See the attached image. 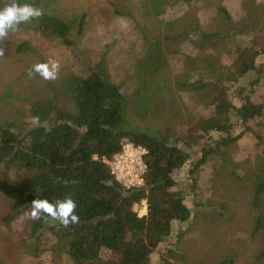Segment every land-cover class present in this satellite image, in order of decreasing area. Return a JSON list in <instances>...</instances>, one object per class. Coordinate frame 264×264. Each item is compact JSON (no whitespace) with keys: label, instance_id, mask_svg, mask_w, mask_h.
I'll use <instances>...</instances> for the list:
<instances>
[{"label":"trees","instance_id":"trees-1","mask_svg":"<svg viewBox=\"0 0 264 264\" xmlns=\"http://www.w3.org/2000/svg\"><path fill=\"white\" fill-rule=\"evenodd\" d=\"M150 7L161 12L159 5L184 4L191 7L204 0H152ZM248 2V0H243ZM8 0H0L3 7ZM38 8L41 0H18ZM250 18L244 16L233 19L224 8L228 32H205L196 23L181 27L173 36H165V41L182 40L198 47L200 52L215 50L230 36H247L252 28L259 25L254 18L257 9L249 8ZM38 19H33L19 27L35 29L44 37L62 41L66 46H76L84 34L83 14L76 22L75 38L72 24L49 11H42ZM264 33V23L260 25ZM198 30L196 37L192 30ZM257 31H251L254 36ZM249 34V35H250ZM29 48L28 43L17 47L21 52ZM162 44L150 41L144 62L139 63L148 73V78L156 77L165 67ZM262 51H254L258 56ZM264 54V53H263ZM193 64L192 71H200L193 56H188ZM200 64V63H199ZM212 63H207L212 81L202 80L191 83L177 82L180 91L189 93L209 109L208 114L195 118L189 130L175 136L169 129L157 132L141 131L131 125L126 113L133 100L114 83L103 64L87 76L67 73L54 83L46 81L49 96L31 104L29 117L39 116L40 125L33 124L22 133H16L13 123H0V174L5 200L10 211L4 223L10 225L22 211H30V203L35 198H46L54 202L71 195L77 203L79 222L63 227L51 218L30 219L23 252L32 259H39L44 253L50 255L51 264H149L153 251L172 233L175 224L190 218V209L181 191L176 190L175 176L190 159L189 150L199 141L211 139V133L224 134L215 141V146L203 148L200 158L189 170V189L194 191L197 184L196 173L211 155H222L228 146L238 141L242 133L233 136L231 117L242 125L264 114V103H254L255 93L264 65H255L254 60L242 61L239 77L255 72L248 87H236L240 103L234 104L228 97L229 87L224 85L223 74L211 71ZM215 72V73H214ZM209 76V75H207ZM210 77V76H209ZM238 77V78H239ZM234 80L233 84L237 82ZM134 96V94L132 95ZM249 130V128H246ZM262 139L260 136H256ZM143 146L147 150L145 162L147 171L144 184L140 188L124 189L109 173V168L101 161L119 152L124 142ZM253 185L252 206L256 211L255 231L264 224L261 202L264 196V172L256 176ZM145 201L146 214L139 216L137 207ZM182 233L177 235V241ZM108 251L109 258L101 253ZM172 251L164 254L158 264H175L171 261ZM264 259V251L255 256ZM228 260L218 264H227ZM2 264V263H0ZM31 264H44L40 260Z\"/></svg>","mask_w":264,"mask_h":264},{"label":"rangeland","instance_id":"rangeland-1","mask_svg":"<svg viewBox=\"0 0 264 264\" xmlns=\"http://www.w3.org/2000/svg\"><path fill=\"white\" fill-rule=\"evenodd\" d=\"M152 2L41 0L38 8L72 24L70 39L75 38L76 22L84 14V34L72 47L44 37L32 28L18 27L17 31L9 32L2 42L5 53L0 56V123L15 124L16 133H22L32 125L30 106L47 98L49 89L39 75L29 78L28 70L33 64L49 59L60 65L57 79L69 72L87 76L99 64L105 65L111 80L132 100L133 97L139 99L135 106L130 101L126 118L141 131L169 129L179 136L190 129L195 118L209 113L206 106L189 93L180 91L176 84L184 80L196 83L203 78L212 81L214 78L206 67L207 63H212L211 71L216 74L220 71L219 77L223 74L224 85L229 87L228 97L238 105L240 100L236 87L247 88L255 73L251 71L239 77L240 64L254 60L255 65H264V52L254 55V51L264 50V33L259 31L264 23V0H204L191 7L181 3H159L161 12L153 11L150 7ZM251 7L257 9L258 17L254 18L259 20L258 27L249 30L250 33L257 31L254 36L250 33L243 37L230 36L215 50L204 52L182 40H164L165 36L179 33L181 27L192 22L205 32H223L224 35L228 26L220 8L227 10L233 19H240L244 13L250 18L248 9ZM198 34V30L191 31L193 37ZM150 41L162 44V57L165 59L161 73L151 79L139 65L144 62ZM22 43H28L29 48L18 52L16 49ZM188 56H193L198 62L196 66L200 65L202 70L192 71L193 64ZM251 100L257 104L264 103V72ZM230 121L232 135L242 133V137L231 143L222 155H211L198 169L194 191L189 189V170L200 158L203 148L214 147L215 141L225 135L211 133V139L201 140L189 150V161L175 176V189L182 192L190 209V218L175 224L172 235L153 251L149 264H158L169 251L173 253L171 261L175 264H218L224 260L230 261L227 264H264V259L255 258L264 251V224L255 231L256 211L252 206L256 176L264 172V114L245 125L234 117ZM1 182L0 174V263L31 264L40 260L51 264L48 253L32 259L23 252L21 243L30 220L27 211H22L9 226L4 223L10 206L5 200ZM261 200L264 215V196ZM145 205L142 202L137 207L139 216L146 213ZM179 233L182 235L177 241ZM109 256L108 251L101 253L103 259ZM67 263V258L61 262Z\"/></svg>","mask_w":264,"mask_h":264},{"label":"clouds","instance_id":"clouds-1","mask_svg":"<svg viewBox=\"0 0 264 264\" xmlns=\"http://www.w3.org/2000/svg\"><path fill=\"white\" fill-rule=\"evenodd\" d=\"M43 14L42 9L28 3H19L18 0H8L0 7V56L5 53L2 42L9 32H15L21 24L38 19ZM60 65L56 60L49 59L46 62H37L28 70L29 78L39 75L45 81H54L58 78ZM33 126L40 125V117H31ZM77 203L72 196L66 195L54 202L46 198H35L30 203V211L26 213L29 219L38 220L42 217L58 221L61 226L68 227L79 222L76 213Z\"/></svg>","mask_w":264,"mask_h":264},{"label":"built area","instance_id":"built-area-1","mask_svg":"<svg viewBox=\"0 0 264 264\" xmlns=\"http://www.w3.org/2000/svg\"><path fill=\"white\" fill-rule=\"evenodd\" d=\"M146 155L143 146L126 141L119 152L111 158L102 157L101 161L109 168L113 180L124 189L140 188L147 171Z\"/></svg>","mask_w":264,"mask_h":264},{"label":"crops","instance_id":"crops-1","mask_svg":"<svg viewBox=\"0 0 264 264\" xmlns=\"http://www.w3.org/2000/svg\"><path fill=\"white\" fill-rule=\"evenodd\" d=\"M143 203L145 204V201H144ZM143 209H145V211H146V205H145V207H144ZM145 211H144V213H145ZM145 214H146V213H145ZM145 214H144V215H145Z\"/></svg>","mask_w":264,"mask_h":264},{"label":"bare ground","instance_id":"bare-ground-1","mask_svg":"<svg viewBox=\"0 0 264 264\" xmlns=\"http://www.w3.org/2000/svg\"><path fill=\"white\" fill-rule=\"evenodd\" d=\"M142 212H144V210H142Z\"/></svg>","mask_w":264,"mask_h":264}]
</instances>
